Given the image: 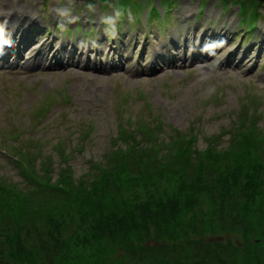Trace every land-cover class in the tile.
<instances>
[{
    "label": "trees",
    "instance_id": "16d2710c",
    "mask_svg": "<svg viewBox=\"0 0 264 264\" xmlns=\"http://www.w3.org/2000/svg\"><path fill=\"white\" fill-rule=\"evenodd\" d=\"M259 119L241 111L202 149L193 126L136 122L77 177L29 157L20 180L0 174V264H264Z\"/></svg>",
    "mask_w": 264,
    "mask_h": 264
},
{
    "label": "rangeland",
    "instance_id": "374dc122",
    "mask_svg": "<svg viewBox=\"0 0 264 264\" xmlns=\"http://www.w3.org/2000/svg\"><path fill=\"white\" fill-rule=\"evenodd\" d=\"M21 1L25 2V0ZM28 1L35 9H38L40 2L46 8L53 6L56 2L63 3L62 8L68 5L66 0H45L44 2L42 0ZM143 1V5L145 6L149 0ZM176 1L169 8L170 14L168 15H170V18L167 23L165 22L162 25L160 19H151L149 27L153 37L155 32L160 33L161 37L175 36L177 32L179 33V30L183 33L182 37H186L188 27L191 28L189 31L193 33L195 28L196 32L200 26L205 24L206 18L204 17V13L196 16V11L198 10L196 7L199 0ZM70 2H73V5L78 4L80 14L83 15L85 13L86 15V5H83L79 0H68V3ZM154 2H157V0H154ZM99 4L101 3L96 0L92 3L93 8H95L96 12L98 11L96 14L97 19L101 15V6ZM205 4L207 6L208 17H211V15H219L222 12L220 14V18H222L223 11H229V13H232L231 16H234L235 12H237V10L231 9V7L229 10L220 11L218 3L214 0H208ZM209 4L210 6L208 7ZM144 6L140 14L144 10V13L146 12ZM104 9H106L108 17L113 16L115 18V15H117L116 10H112L111 4L105 5ZM133 9L135 14L138 15L139 9ZM123 14L124 18L122 21L120 20L121 26L118 23L117 29H124L128 24L130 13L124 12ZM188 15L189 17L184 22V19ZM179 18L181 22L179 21L178 24L177 19ZM130 22L132 23L131 19ZM218 25L217 23L215 24V26ZM138 27L136 30L144 33V25H138ZM107 28L109 31L112 29L108 22L105 23V26L102 24V30ZM236 28L233 27L232 30ZM208 29L207 27L205 31ZM213 29H217V27ZM218 29L219 32H224L222 28ZM229 31L225 33L228 39L226 48L230 46L236 47L235 54L237 55L235 56L240 58L242 55V47L238 48V45H235L237 41H234L232 32ZM58 32L60 33L61 31L58 30ZM141 32L139 35L140 38L137 41L138 44L143 38ZM261 46L264 47V44ZM188 50V53H191L190 47ZM224 52L225 50L220 54L217 53V56L225 55ZM202 64H204L202 69L194 75H190L191 71H180L177 74H154L136 82L115 78L111 81L106 80L104 83H96L97 81L93 80L92 77L85 75L75 76L73 81L68 80V82L67 79L60 76L48 77L44 87H47L45 92L50 91L51 93L48 95L45 94V97H51L54 94L55 98L59 101L61 100L60 94L65 92L70 97L71 105L65 107L58 104L54 108L55 113H52L49 117L50 119L48 118L49 120L35 127L37 130L35 131L36 135L34 137L38 138L41 135L44 141L41 142L39 141L41 137L38 138L39 145L44 150H49L45 154L51 152L53 160L56 163L60 161V158H63L59 155V150L64 151L66 158H70L69 162L73 165L74 176L77 177L89 169L90 164L88 160L92 158L97 161L103 160L104 152L111 146V137L119 131L120 126L129 125V121H137L141 126H151L157 123V121L153 120V117H155L160 119L165 129L178 128L180 130H186L190 124L195 123L196 133L198 135L197 146L199 148L205 146V137L207 138L208 135L217 133L222 127L234 130V126L231 125L232 118L240 112L244 104L248 105V111L252 109V105L253 107L259 105V111L261 110L263 112V120H261V123H264L263 56L260 61L259 57H257L253 65L248 68L246 65L240 68L236 63L227 64L223 59H211ZM243 68L245 70L242 71L241 69ZM190 69L191 66L187 68V70ZM17 81L21 82L20 79ZM25 82L29 84L28 87L34 84L31 80ZM3 89L4 81L2 80L0 87V174L17 179L19 178L17 166L10 162L3 152L6 151L17 155L16 152L20 153L23 147H27V144L33 141L28 140L30 137H25L23 130L30 129L31 124L29 121L38 114L33 115L35 114L34 110L39 111L45 105L48 98L40 103L42 97L41 90L29 95L21 92L23 89H15L16 101L13 98V102L10 103L8 102L11 99L9 96L7 97L8 100L5 99L6 97L3 98ZM8 108L10 110L13 109L17 113V117L13 118L5 113V110ZM255 112H250V116H253ZM28 114L32 117H29ZM39 117L38 115L37 118ZM138 118H141L143 122H140ZM17 123L19 127H16L15 124ZM129 126H133V124ZM85 127L89 133V139L83 140L80 133L83 132ZM161 136L160 139L163 140V134ZM227 137L225 135L224 139ZM38 142L34 141L30 145L34 147ZM78 145L83 147L82 152L76 149ZM39 158L37 157V160ZM39 162H41L40 159ZM64 237H62L63 240H66ZM29 238L32 240L33 235L32 237L29 236ZM215 238L213 237V240H217ZM235 240L234 237L231 239L233 242ZM221 242L225 241L221 239ZM83 248V245H78L77 251L80 254H87L90 249L89 246L85 250ZM78 252L76 256L79 254ZM128 258L130 259L126 261L128 264L135 259L132 256ZM6 259L11 260L8 256Z\"/></svg>",
    "mask_w": 264,
    "mask_h": 264
},
{
    "label": "bare ground",
    "instance_id": "6f19581e",
    "mask_svg": "<svg viewBox=\"0 0 264 264\" xmlns=\"http://www.w3.org/2000/svg\"><path fill=\"white\" fill-rule=\"evenodd\" d=\"M216 3L221 4L225 10H229L230 7L231 9H235L237 10L239 7L242 8L243 11V16H241L238 21L240 22H248L251 19V16L253 15L251 11H254L256 14H259L261 17H264V0H259L257 4H254L253 2H244L245 0H214ZM233 6V7H232ZM21 10L23 11V14L21 16H17V17H8L7 14H9V12H7L5 17L8 18H13L15 21L19 22L21 19L28 17L29 19H37V16H35V14H31L29 11L21 8ZM229 12V11H228ZM186 16V14H185ZM8 18H3L1 20V23H3L4 27L7 26V24L10 22V19ZM170 15H166L163 18H160V23L162 25L165 24V22L167 23L169 21ZM6 19V20H5ZM176 22V19H175ZM164 28H166L164 26ZM204 32V31H203ZM207 33V31H206ZM201 35L203 36L204 34H202L201 32L195 34L193 36V41L194 44L197 45L198 41L196 40L198 37H201ZM215 37H220V34L218 33H214ZM173 38L175 36H172ZM213 37V38H215ZM224 36H221V38H223ZM176 39V37L174 38ZM236 51V50H235ZM157 51L155 50L154 53H156ZM201 53L199 52L197 55H200ZM232 54H229L227 59L231 58ZM247 58V57H246ZM246 58L243 59V57L241 58L240 61L245 60ZM95 77V76H94ZM97 82L96 83H104L105 80L102 78H97Z\"/></svg>",
    "mask_w": 264,
    "mask_h": 264
},
{
    "label": "clouds",
    "instance_id": "9594fccd",
    "mask_svg": "<svg viewBox=\"0 0 264 264\" xmlns=\"http://www.w3.org/2000/svg\"><path fill=\"white\" fill-rule=\"evenodd\" d=\"M3 30L0 29V54H2L3 46L8 45L11 46L10 42L4 38L2 35Z\"/></svg>",
    "mask_w": 264,
    "mask_h": 264
}]
</instances>
